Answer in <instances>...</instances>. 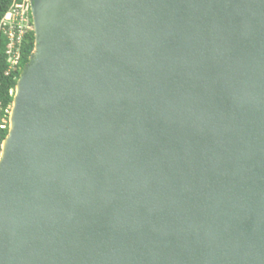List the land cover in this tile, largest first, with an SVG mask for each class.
<instances>
[{
    "label": "water",
    "instance_id": "95a60500",
    "mask_svg": "<svg viewBox=\"0 0 264 264\" xmlns=\"http://www.w3.org/2000/svg\"><path fill=\"white\" fill-rule=\"evenodd\" d=\"M30 3L0 264H264V0Z\"/></svg>",
    "mask_w": 264,
    "mask_h": 264
},
{
    "label": "trees",
    "instance_id": "16d2710c",
    "mask_svg": "<svg viewBox=\"0 0 264 264\" xmlns=\"http://www.w3.org/2000/svg\"><path fill=\"white\" fill-rule=\"evenodd\" d=\"M23 0H0V156L2 145L9 133V119L18 81L29 65L36 44L33 17L29 11L30 28L26 31L19 46L18 59L12 64L9 55L10 40L2 31V25L7 15Z\"/></svg>",
    "mask_w": 264,
    "mask_h": 264
},
{
    "label": "built area",
    "instance_id": "2783aa9c",
    "mask_svg": "<svg viewBox=\"0 0 264 264\" xmlns=\"http://www.w3.org/2000/svg\"><path fill=\"white\" fill-rule=\"evenodd\" d=\"M29 11H31V3L30 0H23V3L18 4L15 6L11 12L7 15L6 19L3 22L2 25V31L10 40V45L13 44L14 40L18 43V51L17 52H11L9 50V55L12 56V64L15 65L17 63L18 59V52H19V46L22 42V39L26 33L25 25L29 24ZM8 19V20H7ZM13 19V21H12ZM8 21V23L6 22ZM15 20V21H14ZM17 21V23H16ZM30 26V24H29ZM19 32L20 36H18L15 32Z\"/></svg>",
    "mask_w": 264,
    "mask_h": 264
},
{
    "label": "rangeland",
    "instance_id": "374dc122",
    "mask_svg": "<svg viewBox=\"0 0 264 264\" xmlns=\"http://www.w3.org/2000/svg\"><path fill=\"white\" fill-rule=\"evenodd\" d=\"M8 20V19H7ZM6 20V22L8 23V21ZM12 21H13V19H12ZM15 21V20H14ZM16 23H17V21H16ZM30 28V26H29V24H27V25H25V30H27V29H29ZM18 36H20V33L19 32H15ZM11 52H17L18 51V43H17V41L16 40H14V42H13V44H11V46H10V49H9Z\"/></svg>",
    "mask_w": 264,
    "mask_h": 264
},
{
    "label": "bare ground",
    "instance_id": "6f19581e",
    "mask_svg": "<svg viewBox=\"0 0 264 264\" xmlns=\"http://www.w3.org/2000/svg\"><path fill=\"white\" fill-rule=\"evenodd\" d=\"M11 127L13 130L14 129V120H12V122H11ZM10 145H11V137L3 145V157L6 155Z\"/></svg>",
    "mask_w": 264,
    "mask_h": 264
}]
</instances>
